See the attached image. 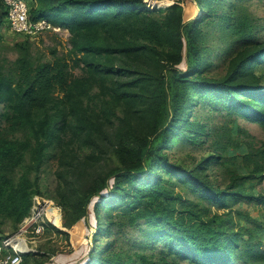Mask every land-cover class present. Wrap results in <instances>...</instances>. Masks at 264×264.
<instances>
[{"label": "trees", "instance_id": "1", "mask_svg": "<svg viewBox=\"0 0 264 264\" xmlns=\"http://www.w3.org/2000/svg\"><path fill=\"white\" fill-rule=\"evenodd\" d=\"M26 1L30 19L46 18L68 29L71 46L67 54L53 49V58L43 59L34 54L32 39L19 34L10 46L15 58L0 54V241L2 225L13 219L17 227L30 214L33 195H45L41 175L53 159L49 198L64 209L68 228L80 219L99 225L101 206L105 232H112L118 223L113 211L119 209L131 225L145 220L168 253L182 260L264 264L259 235L264 222L256 224L249 206L242 205L264 203V144L231 156H203L193 165L168 151L171 139L172 145L182 137L192 142L197 138L192 132H203L204 125L188 118L189 95L195 92V104L215 100L264 125V75L257 72L264 65V43L249 45L252 22L227 18L245 45L217 78L201 74L208 64L200 27L206 15L184 20L179 2L162 12L143 0ZM197 1L208 4L210 16L212 0ZM4 28L9 29L7 6L0 0V42ZM213 161L233 167L223 186L209 174ZM240 161L242 173L235 167ZM170 183L199 200L184 197ZM55 225L49 223L45 234L54 229L69 235ZM105 252L88 251L85 264L118 262ZM36 255L26 252L21 264ZM137 256V264H180L167 254L159 260Z\"/></svg>", "mask_w": 264, "mask_h": 264}, {"label": "rangeland", "instance_id": "2", "mask_svg": "<svg viewBox=\"0 0 264 264\" xmlns=\"http://www.w3.org/2000/svg\"><path fill=\"white\" fill-rule=\"evenodd\" d=\"M169 1L168 5H161L162 12L170 10L179 2L183 7L184 20L201 19L206 15L205 20L200 24L203 30L204 55L208 60L207 66L202 68L201 74L203 76L217 78L223 76L227 71L232 54L245 45L242 40L236 39L237 33L234 25L227 18L237 19L244 16L245 19H249L254 27V36L249 38V45L254 42L264 43V0H212L210 16L207 15V3H198L197 0ZM3 32L5 39L0 42V54L13 60L16 54L10 49V46H12L15 39L22 36L8 28H4ZM69 38V30L62 26L58 30L43 31L32 39L33 52L41 55L43 59H52L53 49H56L58 54H67L71 46ZM253 38H255L254 41ZM180 67L185 69V62H182ZM74 72L80 74L81 71L79 68H75ZM257 72L264 75V65L258 67ZM196 94L195 92L189 95L188 109L190 114L188 118L193 123L198 124L199 127L204 125L203 132H192L191 134L197 135V138L192 142L182 137L172 145L173 139H171L168 143V151L174 159L180 160L184 164L193 165L203 156L210 154L231 156L236 153L241 154L247 151V148H259L264 144V125L259 121L249 120L242 115L233 114L215 100L205 98L195 104L192 99L195 98ZM2 105H0L1 110ZM45 167L47 170L41 175V185L47 191L44 192L45 195H42L49 197L50 189L54 185V179L49 169L55 167L54 160H49ZM231 167L226 168L219 161H213L208 171L213 181L223 186L229 180ZM235 167L238 173H242L244 167L241 161ZM146 175L147 173L143 174L144 177ZM170 184L171 188L181 192L184 197L199 200L196 193L184 186L177 183ZM36 194L39 193L34 195ZM49 203L46 207L48 217L52 221L55 220L61 224L62 230L67 231L69 235L58 233V237H56L53 232L50 235L44 234L37 239L36 245H31V248H34L33 252H36L37 255L35 258L30 256L31 262L27 264H38L39 260L42 264H85V256L88 251L90 255H96L104 250L106 255L110 253L118 256L119 260L116 264H137V254L139 253L150 255L156 260L167 254L169 259L177 258L180 264H194L188 260L180 259L175 254H169L164 243L151 233V226L145 220H140L139 223L131 225L128 223V215L120 212L119 209L113 211L115 220L118 223L113 226L112 232H105L107 221L104 213H102L101 206L97 212L99 225L93 222L87 223L80 219L68 228L63 225L64 209L55 200ZM178 205L182 206V202L179 201ZM242 205L249 206L252 216L256 218V221H254L256 224L259 221L264 222V203L245 201L242 202ZM22 221L16 227L15 221L8 219L2 225V234L4 236L12 234L20 227ZM263 230V228L259 230V235L261 234L262 238H264ZM55 238L57 240H54ZM108 244H110V248L106 250Z\"/></svg>", "mask_w": 264, "mask_h": 264}, {"label": "built area", "instance_id": "3", "mask_svg": "<svg viewBox=\"0 0 264 264\" xmlns=\"http://www.w3.org/2000/svg\"><path fill=\"white\" fill-rule=\"evenodd\" d=\"M7 6L9 29L17 34L28 35L31 39L43 31L58 30L60 25L46 18L32 20L29 16V5L26 0H3ZM148 8H161L158 0H143ZM53 199L41 194L33 196L30 214L20 224V227L4 236L0 241V264H21L26 252L34 251L31 245H36L37 239L46 233V226L54 223L48 217L47 208Z\"/></svg>", "mask_w": 264, "mask_h": 264}, {"label": "crops", "instance_id": "4", "mask_svg": "<svg viewBox=\"0 0 264 264\" xmlns=\"http://www.w3.org/2000/svg\"><path fill=\"white\" fill-rule=\"evenodd\" d=\"M53 225H55V224L53 223ZM55 226L58 227V228H60V229H63L62 227H59L57 225H55ZM52 231H53V235H54L55 234V230L52 229ZM51 237H53V236L51 235ZM56 237H58L57 234H56ZM54 240H57V239L55 238ZM54 240H51V241H54Z\"/></svg>", "mask_w": 264, "mask_h": 264}, {"label": "bare ground", "instance_id": "5", "mask_svg": "<svg viewBox=\"0 0 264 264\" xmlns=\"http://www.w3.org/2000/svg\"><path fill=\"white\" fill-rule=\"evenodd\" d=\"M48 204H50V203H48ZM47 206H48V205H47ZM47 206H46V207H47Z\"/></svg>", "mask_w": 264, "mask_h": 264}]
</instances>
